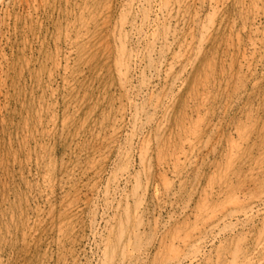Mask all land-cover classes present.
Returning a JSON list of instances; mask_svg holds the SVG:
<instances>
[{"label": "rangeland", "instance_id": "1", "mask_svg": "<svg viewBox=\"0 0 264 264\" xmlns=\"http://www.w3.org/2000/svg\"><path fill=\"white\" fill-rule=\"evenodd\" d=\"M178 1L0 0V264H264V0Z\"/></svg>", "mask_w": 264, "mask_h": 264}, {"label": "bare ground", "instance_id": "2", "mask_svg": "<svg viewBox=\"0 0 264 264\" xmlns=\"http://www.w3.org/2000/svg\"><path fill=\"white\" fill-rule=\"evenodd\" d=\"M140 1V0H139ZM148 1H150V0H148ZM178 1V0H177ZM177 1H173V0H155V2H154V7H157V6H159L157 9H155V15H156V17L158 16V12L159 11H167V15H170V12L171 11H173V10H175L176 11V9L178 8L176 5H178V4H180V3H178ZM211 1V0H210ZM147 2V1H146ZM192 2V1H191ZM212 2V1H211ZM214 2V1H213ZM148 3V2H147ZM150 3V2H149ZM182 3V2H181ZM185 3V2H184ZM144 5V4H143ZM215 6V5H214ZM181 7V6H180ZM153 8V7H152ZM185 8V7H184ZM177 12V11H176ZM164 13H166V12H164ZM166 16V15H165ZM165 16H164V18H165ZM162 18V17H161ZM143 19H144V17H143ZM147 19V18H146ZM165 21V20H164ZM163 21V22H164ZM148 22V21H147ZM146 22V23H147ZM142 24V23H141ZM133 25V24H132ZM139 26V25H138ZM147 27H151V24H148L147 25ZM122 28V27H121ZM125 31V30H124ZM123 33V32H122ZM137 33V32H136ZM121 34V33H120ZM119 36V35H118ZM157 35L155 34V29H154V31L151 33V36L149 35V38H150V41L152 42V41H157L158 39H156L157 37H156ZM124 38H126V37H124ZM163 38V37H162ZM118 39H119V37H118ZM153 39V40H152ZM121 40V39H120ZM161 40V39H160ZM159 40V41H160ZM125 43V42H124ZM154 43H152V45H153ZM254 44V43H253ZM158 46H159V43H158ZM122 52V51H121ZM124 52V51H123ZM120 54V53H119ZM123 54V53H122ZM129 54H131V52L129 53ZM134 54H135V52H134ZM117 56H119V55H117ZM130 57H128V58H125V57H123V58H120V59H118V61L116 62V68H117V72L119 73V75L121 76V77H125V74H126V71H127V69H129V66L130 65H132L131 63H134L135 61H136V57L137 56H135V55H129ZM139 57V56H138ZM138 60H140V59H138ZM115 61H116V59H115ZM129 71V70H128ZM192 132V131H191ZM190 136V135H189ZM195 139V138H194ZM188 142V141H187ZM194 144V143H193ZM145 146H146V144H145ZM146 149V148H145ZM140 151V150H139ZM146 151V150H145ZM145 154V153H144ZM140 156L142 157V155H141V152H140ZM143 159V158H142ZM141 161H143V160H141ZM125 166V165H124ZM126 168V167H125ZM123 169H124V167H123ZM128 171V170H127ZM125 172V171H124ZM130 172V171H129ZM122 173V172H121ZM124 176H126V175H124ZM129 175H127V177H128ZM131 176V175H130ZM166 181V180H165ZM164 181V183H166ZM264 200V196L261 198V200ZM236 202V201H235ZM263 202V201H262ZM263 204V203H262ZM261 204V205H262ZM246 205V204H245ZM251 205V204H250ZM253 205H254V203H253ZM239 206V205H238ZM242 206V205H241ZM249 206V205H248ZM263 206V205H262ZM214 207V206H213ZM212 207V208H213ZM240 207V206H239ZM250 207V206H249ZM248 207V208H249ZM256 207H257V203H256ZM258 207H260V206H258ZM251 209H249L247 212H245V216L247 217H249V212H252V210H253V208L252 207H250ZM244 208H242L241 210H243ZM245 209H247V208H245ZM236 210V209H235ZM238 210V209H237ZM240 209H239V211H241ZM255 210V209H254ZM236 212V211H235ZM235 212H234V214H235ZM238 212V211H237ZM236 212V213H237ZM256 212H258L257 210H256ZM255 212V213H256ZM253 213V212H252ZM234 214H233V216H234ZM242 214V213H241ZM257 214V213H256ZM218 215V214H217ZM217 215H216V217H217ZM223 216V215H222ZM229 216V215H228ZM240 216V215H239ZM223 217H225V216H223ZM243 217V216H242ZM251 217V216H250ZM229 218V217H228ZM230 218H232V216L230 217ZM241 218V217H240ZM244 219V218H243ZM248 219V218H247ZM252 219V218H251ZM239 220V219H238ZM245 220V219H244ZM218 221V220H217ZM236 221V220H235ZM224 222V221H223ZM222 222V223H223ZM234 223V222H233ZM237 223V222H236ZM220 224V223H219ZM235 224V223H234ZM211 226V225H210ZM212 230V229H211ZM181 237H183V236H181ZM183 238H181V240H182ZM192 239V238H191ZM258 239V238H257ZM199 240H200V238H199ZM259 240V239H258ZM188 241V240H187ZM186 241V242H187ZM200 242V241H199ZM195 243H198V241H196ZM191 245V244H190ZM194 245V244H193ZM185 248H188V246L187 247H185ZM184 248V249H185ZM186 251V250H185ZM171 252V251H170ZM198 252V250L194 253V254H192L191 255V257H190V261H193V259L196 257V253ZM171 254H174V252L173 253H171ZM180 254V253H179ZM175 255V254H174ZM181 256V255H180ZM182 256H183V254H182ZM238 257V255H236L235 253H232V258H233V262H235V259ZM169 258V257H168ZM167 258V259H168ZM181 259V258H180ZM179 260V259H178ZM178 262H180V261H176V263L175 264H179ZM172 263V262H171ZM181 264V263H180ZM236 264V263H235ZM242 264H244V263H242Z\"/></svg>", "mask_w": 264, "mask_h": 264}]
</instances>
